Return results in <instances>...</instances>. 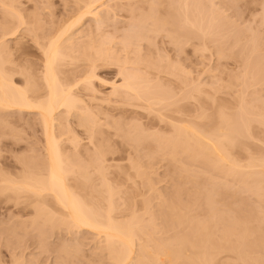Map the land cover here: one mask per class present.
<instances>
[{
	"label": "rangeland",
	"instance_id": "1",
	"mask_svg": "<svg viewBox=\"0 0 264 264\" xmlns=\"http://www.w3.org/2000/svg\"><path fill=\"white\" fill-rule=\"evenodd\" d=\"M88 1L0 0V57L7 62L3 65L4 69L22 73L14 76L18 85L24 86L25 79L31 76L37 82L43 61L37 44L47 43L50 36H55L63 24L78 16ZM185 2L191 5L190 10L195 11L200 6L196 11L201 10L199 11L201 13L202 10L205 11L202 13V26L209 23L208 34L211 35L208 36L206 33L208 37L205 35L204 37L195 33L187 24V27L185 24L181 25L182 19L179 18H183V14L178 9ZM103 4L104 8H100L103 23L96 24L95 20L88 16L69 33V35L72 33L70 36L73 37L72 43L75 44L73 49L77 46L78 53L73 51L72 56L76 61L71 68L64 70L67 72L74 68V74L65 75L80 80L82 75L84 77L95 68L93 72L98 80L94 82L93 96L97 100L91 99V95L84 96L80 93L79 96H83L82 99L86 102L82 106L87 105L88 110L90 108L89 111H93L100 119L102 126L93 140L98 148H94L93 142L90 143L84 129L77 127L76 117H70V126L74 136L78 137L79 147L76 150L70 148L66 139L74 136L71 133H68L70 136L64 135L66 133L64 130L67 129L63 127L61 139H64V142L62 141L64 148L61 149L67 152L66 155L77 153L75 156L80 160L85 158L93 160L100 149L104 152V159L107 161L105 164L117 166L110 168L108 180L118 190V197L115 199L119 200L120 206H123L121 203L124 202L128 204L127 207L126 204L120 208L127 209L126 212L122 211L126 214L124 220L130 221L128 219L136 215V221L139 223L137 224L141 223L139 227L143 230L136 237L138 244L146 238L144 233L151 235L155 241L161 240L160 242L176 238V235L190 236L193 226L195 227L197 223H205L204 225L210 227L213 230V239L217 241L219 234L223 232L221 229L224 230L225 227L231 226L230 224L235 225L236 218L250 215L254 219V224L256 223L253 225L259 226V229L263 227L261 230L264 232V196L258 190L259 184L257 185L255 178L246 177L247 181L245 177L231 178L224 173L222 175L221 172H216L217 169L200 159L193 160L180 155L172 157L169 152L158 148L157 143L152 141L154 137L148 138L152 137V134L164 137L168 135L166 136L168 138L172 135V125L179 124L180 120L195 123L206 133L211 132L219 125L217 116L220 112L224 113V116L229 114L237 117L239 112L237 109L242 105L251 114L254 109L260 113L261 108H264V81H255L251 74L247 75L245 64L253 61L254 66L264 68V0H105ZM161 20H166L165 26L161 24L163 23ZM5 24L11 27V29L7 27L9 31L5 29ZM6 31L15 32L8 35ZM185 34L189 37L186 38ZM97 44H100L103 52L106 50L105 53H109V56L102 52L106 56L104 60L103 56L100 59L94 58L91 51L92 61H97L94 62V67L91 61L89 65L87 60H82L80 54L83 52L82 48L90 51V45L97 47ZM126 69L127 72L134 69L135 73L144 76L152 89L156 88L155 91L159 89L162 93L165 92L163 98L167 103L163 105L168 106L166 108L163 105L157 106L152 109V113L147 108V103L138 102L134 108L117 103L119 99L112 96L113 89L110 86L114 85L112 82L121 84L123 77L119 74L121 71L126 72ZM101 80L112 84H105ZM253 82H256V85ZM80 90L81 88L78 91ZM241 103L242 105H239ZM2 112H0V176L21 177L28 169L30 173L31 169L37 171L38 166L46 161L43 130L38 123L37 113ZM155 113L159 115V119L162 116L165 118L159 120ZM112 119L119 121L122 126H127L126 129L138 125L141 132L143 131L141 137L148 135L145 136L148 140L142 142L145 144H135L123 133L117 135L118 133L116 134L109 126V123L113 122ZM172 122L176 123L171 125ZM255 125L256 127L251 129V138L241 141L240 148H248L252 156L262 157L264 132L253 123V126ZM237 153L240 155L236 154L234 157L241 159L240 163L244 165L246 154L241 151ZM29 199L0 194V264H112L110 253L104 250L105 242L102 241V237L99 236L98 239L96 234L88 230L78 232L62 226L59 221L63 217L59 219L53 215L55 219L52 218L54 220L50 221L51 217L46 212L44 215L48 216V219L50 217L48 221L51 225L48 222L42 224L43 220L39 219L41 217L37 214L38 203L35 205L36 208L29 204L31 201ZM177 211L179 214L182 211L185 212L183 215H187L180 223L176 216ZM243 224L244 228L245 225L247 228L251 227L250 223L249 226L247 223ZM261 233H256V236H264V233ZM254 248L252 250L257 254L251 251L252 258L258 256L262 258L264 245L260 243ZM242 250L243 248H240L231 254L219 255L217 262L244 264L237 260V252L240 253ZM214 256L216 258V253Z\"/></svg>",
	"mask_w": 264,
	"mask_h": 264
},
{
	"label": "bare ground",
	"instance_id": "2",
	"mask_svg": "<svg viewBox=\"0 0 264 264\" xmlns=\"http://www.w3.org/2000/svg\"><path fill=\"white\" fill-rule=\"evenodd\" d=\"M104 1L105 0H89L88 3H86L85 6L83 7V10L82 11L80 10L81 12L78 14V16H76V18L71 17L72 20L68 21V23L66 22L65 24H63V26L59 28V31L57 30L58 32L56 33V35L54 34L55 36L52 35L53 37L50 36V38L46 36V38H49L48 41H46L47 43H45L44 45L42 42H41L42 45L37 44L42 53V60H43L41 62L42 64L40 63L41 68L39 65L40 72L38 74L37 82L34 80V77L31 76V78L29 77L28 79L27 78L25 79L23 83L24 86L18 85L17 82H15L16 80L14 79V76H16L17 74L22 75V73L13 72L4 69L3 65L7 62L1 59L0 57V112L2 111H4V113H6L7 111H9L10 113L12 111L15 112L18 111L20 113L36 112L38 115V121H39L38 123H40V126L43 130L44 148H45L44 150L46 152L45 155L46 161H44V164L39 163L41 167H39L40 165L38 164L39 166L37 171L31 169L30 170L31 173H30L28 169V172L25 173L23 172L22 174L20 173L21 177H19L20 176L19 174H18L19 176H15V177L12 176L6 177V175L3 177L0 176L1 177L0 183H2L0 185L3 186L2 188L0 186V194L2 193L4 195L5 194L12 195L14 197H17L18 199L30 198L29 201L33 200L32 201L33 203H31L30 201L29 204H31L34 207L38 205L39 210L36 209L37 207L35 209L38 210L37 214L41 217L38 218L43 220L42 224H46L48 222L49 225H51L50 221L55 219V217H52L53 215H55L57 216L56 218L59 219L63 217V219L61 218V220L59 221L60 223H62V226H66L67 228L73 230L75 229L78 232L80 230H86V231L88 230L96 234L98 237L99 236L102 237L103 238L102 241L105 242L103 246L105 247V249L104 248L103 249L108 250L107 252L110 253L111 256L110 259L112 264H220L219 262H217L219 255L221 256L222 254H227V253L231 254V252H235V250H238L240 248L241 249L243 248V250L240 251V253L237 252L238 258L236 257L238 261L240 260L239 262H243L244 264H255V263L264 264V259H263L264 256L260 258V256L257 255L258 256L257 258H252L250 254L251 251L257 254L256 251L252 250L257 244L261 243L264 245V238H262L264 236L262 237L256 236L257 235L256 233L258 232L259 234L261 232L264 233L261 230L263 227L261 228L260 226L261 229H259V226L255 227L254 225L256 223L254 224V219L252 218L251 215L250 216L248 215L250 218L247 216L245 218L241 217L240 219L236 218L235 225L232 226V224H230L231 226L225 227L224 230L221 229V231L223 232L222 233L220 232L221 234H219V239H217V241L215 240L216 242L213 239V235H212L213 230L210 229V227L204 225L205 223L204 224L197 223L195 227L193 226L190 236H186L182 233L183 235L180 236L176 235V238H172L166 242H160L161 240L155 241L151 235L149 234L145 235L144 233L143 235L146 238L143 239V241L138 244L136 237L138 236V233L143 230V228L141 229L139 227L141 223L140 225H138L139 223L136 221V217H135L136 215H132L133 217L131 216V219L130 218L128 219L130 221H125L126 214L124 213L126 212L127 209L120 210V208L126 205L127 203L125 202H124L125 204L121 203L123 204V206H120V203H118L119 200H116L117 198L115 199V197H118L117 195L118 190L115 188L114 185H112V182L108 180L109 179L108 174L110 168L112 167L117 168V166L111 167V164H109L110 166H107L108 164H105V162L107 161H105L106 159H104L105 158L104 152L102 150L100 151V149L97 150L98 153L96 154V158H94L93 160L88 158L87 160L86 158L84 160L83 159L80 160L77 158L78 156H75L77 155V153L74 152L73 154L71 153L69 155H66L67 152L65 153V151L61 149L64 148L62 145V141L64 139L63 140L61 139V137L63 136L62 133L64 130L63 127L67 129V131L64 130V132H66L64 135L71 133L74 136V131L72 129V126H70V120H69L70 117L72 118L76 117V122L78 121L76 123L78 124L77 127L84 129V132L88 135V139L91 144L92 142L93 144L95 143L93 140L95 139L96 135L99 133V128L102 126L100 124L101 122L100 119L98 118V115L94 114L93 111H89L91 109L89 108L88 110L87 105H84V107L82 106L83 103L86 104V102L82 99L83 96L82 97L79 96V94L82 93L84 94V96L91 95L90 96L91 99L97 100L94 97L95 96L94 82L98 80L97 76L93 72L95 68H93L92 71L93 73L87 72V74H85L84 77L82 75L81 77L82 79L80 80L78 79L76 80V78L75 79L71 78V75L68 77L65 75L66 73L67 75L68 73L74 74L75 73L74 68H73L74 70L72 69V71L68 70L66 72L64 70L71 68V66H73L74 62L76 61V60L74 61V57L72 56L73 51L74 53L76 52L78 53V51L76 50L77 46L74 48L75 50L73 49V45L75 44L72 43L73 40V37L71 38L72 33L70 34L71 36L69 35V33L76 25H78L84 18L88 16H90V18H93L96 24L103 23L101 18L102 11L100 8L104 5L103 4ZM193 6L195 8V5ZM190 7L191 5H188V3L186 4V2L182 3L181 7H179L178 10L181 12V14H183V16L180 15L183 18H179L182 19V23L180 22L181 25L183 24L182 26H184L185 24L186 26L187 24L189 27L195 30V33L201 36L204 35L209 36L210 33L208 34L209 32L208 26H210V24L207 23L208 24L207 26L205 25L204 27L202 26L203 25L202 13H204L205 11L203 12L202 10V13L199 12L201 10L196 11L197 9H200V6H198L199 8L197 7L196 10L193 8L195 11H193L192 9L190 10ZM207 16L209 17V15ZM205 19L209 20V18H205ZM162 22L163 23L161 24L165 26L166 20ZM212 22H216V21H212ZM6 24H5V29H7L8 27ZM8 28L11 29V27ZM16 28L17 27L15 26V29ZM14 32L13 33L7 32V33L8 35H10V34H14ZM186 36L188 35L185 34V37ZM90 47H89V49H91L90 51H88L87 49L84 50L82 48L81 52L82 51L83 52L82 54H80V56L82 55L83 57V58L81 57L82 60L84 59L87 60L88 62L91 61V64L93 66H94V62L97 61L96 60L92 61L93 58L92 55L90 54L91 51L94 58H98V59H100L102 56L103 59L104 57H106L105 55L109 54V53L108 54L105 53L106 50H104L103 52V47H101L100 44L97 47L94 45L93 47L92 45H90ZM102 52L105 53V55ZM250 58L251 56L249 57V59ZM250 62L249 63L247 62L246 63L247 65L245 64V67L247 66L245 68L246 74L247 73L251 74L252 78L255 81L256 80H259V82H261L260 80L264 81V70H262L263 67L259 68L258 66H254L255 63L253 61H252L253 63L251 62L252 64ZM91 64L89 62V65ZM119 75L123 77L121 84L117 85L115 84V82H112L114 85H111L112 84L111 82L105 83L106 81L103 82V80H101V82L105 84L110 83L111 85L110 88L113 89L111 90L112 96H115L116 98L119 99V100L117 99L118 101L116 102L119 103L120 105H126L134 108L137 107L136 103L143 102V104L147 103L146 104L147 108L152 111V109H154L155 107L156 108L157 106L160 107L166 102V99L163 98L165 92L163 91L164 93H162L159 89H157L156 92L154 90L156 88L152 89L151 84L148 82V80H146L144 76L142 77L140 74L135 73L134 69L132 71L128 70V72L126 69V72L122 73L121 71ZM253 84L256 85V82L255 83L253 82ZM79 88H81L80 91H78ZM158 90L161 94H159ZM245 104L244 106H248ZM239 105H242V103ZM163 106L164 108H166L168 105L165 104ZM239 107L240 108L237 109L239 111L237 117L230 116L229 114L228 116L227 115L224 116L223 115L224 113L221 114L220 112V114H218L217 116L219 120V125L216 128H213L211 132L207 131L208 133H206V131L204 132L200 130L195 123L187 122L185 120L184 121L180 120L182 122L178 121L179 124H175L176 122L171 123V125L172 124L175 125H172V132H171L172 135L169 136L168 138H166V136L168 135H166L165 137L159 135L154 136L152 133H151L152 137L149 136L148 138L151 139L154 137L152 141L157 143L158 148L162 149L161 151L165 150L166 152H169V155H171L172 157L173 156L178 157V155H180V156H187L189 159L192 158L193 160L200 159L201 161L205 162L207 165L212 166L215 170L217 169L216 172L219 171L221 172V174L224 173L226 174V176L228 175V177L231 176V178L232 176L239 177V179L240 178L244 179V177L255 178V180L257 181V185L259 184L260 186V188L258 186V190H260L262 196H264V155L263 156L261 155L262 157H258V156L254 157L250 154V150L248 148H240L242 145L241 141L247 138L249 139L251 138L250 135L251 129L252 127H256V125L253 126V123H256L258 128L260 127L264 132V108H261L262 110L260 111V113L254 111L256 110L254 109L251 114L249 110L247 111L246 107H243V105ZM254 113H256L257 115ZM155 114L157 116V113ZM107 115L108 114L106 113V116ZM160 116L162 115L160 114ZM229 116L230 118H228ZM163 117L164 116L161 117L162 120L165 118ZM112 120L113 122H111L112 124L109 123L110 124L109 126L111 127V129L113 128L116 131V134L118 133L117 135L123 133V135L126 138L131 139V141L135 142V144H141L142 142L148 140V138H146L148 135H144L143 137H141V135H143L142 133L143 131L141 132L138 125L134 127L132 126L131 128L129 126L128 129H126L127 126H125L124 124L123 125L125 126V128L124 126L121 125L119 121H116L114 119ZM138 129L140 130V132ZM123 135L120 136L122 138H125ZM68 136L70 135L68 134ZM66 143H68L71 146L70 148H74L75 150L76 148L79 147V140L78 137L76 136L67 138ZM100 147L101 146H99V148ZM94 148H98V147L95 145ZM239 150L246 154L245 156L246 163L244 165L240 163L241 159L239 160L234 157L236 154L240 155L237 153L240 152ZM137 165L136 167L134 166L136 169H137ZM262 196L259 195V197ZM36 203L38 204L36 205ZM127 206L128 204L126 205V207ZM123 210L125 212H122ZM45 212L48 214V216L51 217V219L49 217L50 221H48L49 219L47 215H46L47 217H45L44 215L46 214ZM52 212H54V214H52ZM175 213L176 212H174V214ZM180 213L181 214H179L178 212L176 214L177 218L180 220V221L178 220L179 223L185 220L184 218L187 216V215H183L185 212L183 213L181 211ZM42 217L43 218L45 217V219H42ZM251 219L253 223H251ZM243 223H247L248 226L250 223L251 229L249 227L247 228L246 225H245L246 228H244ZM251 224L252 225L254 224L253 225L254 227ZM239 227H241L240 228L241 230L239 229ZM162 233L164 232L162 231ZM100 237L98 239H100ZM214 251L216 253V258L214 256L215 255ZM235 262L236 261H234V263ZM225 264H228V262H226Z\"/></svg>",
	"mask_w": 264,
	"mask_h": 264
}]
</instances>
